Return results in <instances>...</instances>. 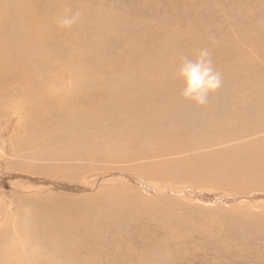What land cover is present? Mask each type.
<instances>
[{
	"label": "bare ground",
	"instance_id": "6f19581e",
	"mask_svg": "<svg viewBox=\"0 0 264 264\" xmlns=\"http://www.w3.org/2000/svg\"><path fill=\"white\" fill-rule=\"evenodd\" d=\"M112 1L70 0L60 5L58 0L57 2L55 0H0V124L5 123L3 132L7 133L11 129L15 130L16 127L19 128L18 125L29 130L31 125L30 116L26 119L20 118L19 122H13L15 125L7 116L11 114L14 121L15 114L18 115V113H24L34 108L37 109V112L33 115L35 117L47 116L52 112V109L58 108L64 114L67 122H78V115L81 111L79 107L75 108V102L79 100L88 101L87 103L84 101L83 104L91 106L87 122L90 121L88 124L97 129L94 134H82L80 129L70 134L66 131L68 126L65 127L66 129L62 126L61 117L53 118L52 123L48 119H42L46 125L59 121L58 129L62 136L59 132H55L53 137L50 130L52 127L48 128L45 134L37 136H34L27 129H22V131L19 128L18 133L13 132V140L10 144L17 148H24V146L27 147V144H29V147H34L49 143L48 158L44 156L42 159L50 160V155H64L62 148L69 141L61 137L77 138L79 147L91 150L92 152L89 154H93L95 159L98 158L104 162H118L124 165L119 171H113L115 168L112 172H109L110 168L106 167L109 170L102 173L101 176L104 175L106 181L112 177V179H123L124 182L141 186L144 191L152 195L157 192H163L162 194L165 195H176L192 191L202 202H214L213 200H207L211 197H205L196 188H191L188 191L185 186H171L174 188H170L169 185L161 183L170 180L166 172L167 177L159 178L162 177V175H159V170L167 169L166 161L172 156L173 158L179 157L178 159L183 157L179 165L177 164L178 167L185 166L187 170L191 168L193 170L194 168L199 184H202V181L206 179V181L213 180L215 185L221 188L230 186L231 188L236 187L235 189H243L248 185L256 186L257 184L263 186L264 0H238L236 5L238 8L237 17L240 22L245 24L243 33L240 35L243 40L255 46V51L240 48L237 46L238 43L235 44L233 41L221 42V31L218 24L222 22V18L228 15L225 13V8V12L220 8L217 17L214 14H209L207 20L200 18L201 14L203 16L210 13L214 8L217 11L219 7L216 5L219 0H212L216 2L215 6L212 5L210 0H202L201 6H194L179 17L175 16L177 8L170 9L167 0H128L130 9L133 10L126 9V11H119L121 4L119 0H115L113 3ZM165 7L167 8V20L164 25H161L160 15ZM252 9L255 11H252ZM257 10L260 13L256 12ZM77 11L81 13L78 23L67 29L58 26L57 18L59 16ZM233 11H236V9ZM220 14L221 16H219ZM231 23L235 26L233 20ZM57 35L60 43L55 45L52 42ZM67 37H69V43L74 47L73 49L80 52L79 57L74 58L77 56V51L69 54L68 58L62 55L63 50L69 48V44H66ZM48 42L51 43L50 46ZM202 47L210 49L213 66L221 74V86L215 92L209 94L205 105L196 106L180 96L183 82L178 76V69L184 58H194L197 50ZM246 51L258 55L254 57ZM85 63L91 67H85ZM61 66L77 69L81 73L79 82L76 83L72 77L74 75L70 73L68 74L70 83L65 81L63 76H66L67 73H56L55 70L56 67L60 68ZM74 72L76 73V71ZM96 76L97 81L94 79ZM69 90L74 92L76 98L71 99ZM78 104L81 105V101ZM83 105H81V108ZM86 105L84 108L87 107ZM84 121L86 120L84 119ZM4 155L5 152L2 151L0 160ZM41 155L40 153V157ZM171 160L176 162L173 159ZM132 161H138L139 165L135 166L137 164L135 162L134 167L130 169L128 163ZM12 164L8 163L6 165L8 168H12V166L16 168L19 165L17 163ZM187 164L190 167H187ZM24 167L26 168V166ZM55 169L54 167H45L40 171L54 173ZM127 171L145 173L144 176L157 171L159 173L158 178L161 180L155 179L157 175L151 179H137L138 177L129 174ZM185 172L187 171L185 170ZM176 173L178 172L172 170L171 176L176 177ZM153 184L157 187L154 188ZM113 192L114 190L112 191L114 195L111 194L110 190L109 194L111 195L106 193L99 198L96 195L98 198L96 201L90 199L91 201L82 203L80 201L73 202V207L83 211L80 214L79 210L71 212L70 216L68 215L70 220L71 217L77 215L71 221H67L65 215L62 214V216L57 217H50L49 214L48 218L47 214L44 213L45 215H43L47 219L43 218L36 223H47L48 226L43 229L45 231L43 234L35 231L34 238H37L42 246L48 245L46 241L52 244L61 240L63 243H69V246L66 250L64 249V252L57 254L51 260V256H47L46 259L47 253L44 255L37 254L35 258L39 260L44 258L43 262L45 264H60L58 261L64 258L62 255L72 250L74 251L72 254L75 261L79 263L78 257L80 254L85 253L88 256L90 253L81 247L77 248L82 241L88 239L93 244L102 245L106 249L107 242L105 241V244L101 242L105 238L107 240L111 238L112 242L107 246L105 252L109 260V263H106L122 264L123 262L125 264L124 260L118 259L121 260L118 261L117 256H124V253L118 255L119 249H123L122 246H124L120 245L119 248V241L122 242L121 239L125 238L127 229L131 234L135 232V242L139 245L143 242H155L152 245L146 244L145 250L142 249L147 256L142 255L141 251V256L136 258L132 256L135 250L132 246V252L129 253L130 255L127 254L134 260L132 259V261L130 258L127 264H154L158 259L157 257L165 252L156 251L157 249L154 248L157 245L159 247L162 245V248L166 250V253L163 254H166L167 257L179 256L187 259L191 256L187 248L186 250L182 249L183 243L179 238H188L192 232L197 234L198 231L201 233L205 231V226L198 225L197 215L194 214L193 217L187 214L183 219L185 212H181V218L176 220L178 213L168 211V204L167 206L165 204V206L155 205L154 199L153 206L149 204L148 199V203L146 201L143 203L146 197L125 193L115 194ZM58 195L60 197L61 194L58 193ZM213 197L218 198V196ZM262 198H264V195ZM67 199L64 200L67 201ZM262 200L260 199V201ZM156 201H159L160 205L163 204L162 199V202L158 199ZM227 201L232 202L235 199L231 197ZM172 205L174 206V204ZM175 208L176 206L174 210H176ZM47 209L49 210L50 206ZM147 209L151 210L149 213L155 216L158 215L162 220L147 221L149 225L138 223L141 222L140 213ZM86 213L92 215L90 217L94 216L95 220H86ZM13 217L11 215L10 218ZM165 217L170 222L178 223L175 230L168 227L164 220ZM17 218L20 217L13 218L14 221H12L13 219L10 220L12 223L17 224L21 220V218L19 220ZM36 220L38 219L36 218ZM36 220H34V226ZM31 221L33 222V220ZM203 221L202 218L201 223ZM261 222L260 220L256 221L257 228ZM29 223L31 222L29 221ZM242 223L240 222L241 225ZM27 224L25 227H27ZM18 225L22 226L21 224ZM169 226H172V223ZM239 226V224L231 225L227 227V230H237ZM17 228L13 229L16 230ZM32 228L34 227L32 226ZM159 229L165 234L162 240L156 236ZM243 229L247 228L242 225L238 230ZM18 230L19 228L15 232H18ZM34 230L32 231L34 232ZM106 232H109V236L107 235L109 238L105 235ZM13 234L16 235V233H12L10 239L13 238ZM17 234L20 236V233ZM252 234L255 235V233ZM22 235L24 236V234L22 233L19 237L21 238L20 241ZM238 235L241 236L239 233ZM129 236L131 239L128 238ZM129 236L127 235L125 240L128 239V242L133 243L132 236L130 234ZM64 238L65 241H63ZM142 238L143 241H141ZM3 239L6 240V238ZM74 239L75 242H73ZM244 240L245 243L251 241L253 243L254 240V248L260 249L258 246L261 245L259 244L262 242L261 238L245 237ZM25 241L23 239V242ZM225 242L230 243L231 240L226 239ZM208 244L209 241H205L203 246L208 248ZM6 246L4 247L6 248ZM7 248H9V245ZM13 248L10 247L9 249L13 250ZM97 250L100 252L98 248ZM97 250L95 249L96 252ZM139 250L135 252L137 253ZM126 252H129V250ZM11 254H13L12 251ZM5 255L7 257V254ZM67 255L69 254L67 253ZM92 255H95V253ZM167 257L164 259H167ZM139 258L141 261L138 260ZM103 259L105 261V258ZM10 260L13 262L12 259ZM92 260L90 259V261ZM0 261V264L6 262L5 260ZM155 264L157 263L155 262ZM161 264L163 263L161 262ZM257 264H264V257H260Z\"/></svg>",
	"mask_w": 264,
	"mask_h": 264
},
{
	"label": "rangeland",
	"instance_id": "374dc122",
	"mask_svg": "<svg viewBox=\"0 0 264 264\" xmlns=\"http://www.w3.org/2000/svg\"><path fill=\"white\" fill-rule=\"evenodd\" d=\"M55 1L57 2V0H55ZM58 1H59V4L62 5L64 3H67V1H70V0H58ZM114 1L115 0H113L112 3ZM119 1L121 3L119 11L120 10L126 11V9L127 10L128 9L133 10V9H130V6H129L130 4H129L128 0L127 1L126 0H119ZM124 2H127V3H124ZM167 2L169 4L168 7L170 9L174 10L175 7L177 8V10L175 11L176 17H179L181 14L185 13L186 11H188L190 8H192L194 6H201L202 5V0H167ZM210 2H212L213 6L216 5V2H214L212 0H210ZM237 4H238V0H221V1L219 0L218 4L216 5L219 7L217 11L215 10L216 8H214V10L211 11L210 13L204 14L203 15L204 17L201 14L200 18L207 20L209 14H214L217 17V13H220V8L223 9V12H225V10H224V8H225L226 9L225 13H227L228 15H227V17L225 16V18H222V22H220L218 24L219 29L221 31V33H220L221 34V39H220L221 42L228 43V42L233 41L235 44L238 43L237 46L240 48H245L247 50L255 51V46L250 44L249 42L243 40L241 35H240L241 33H243V28H244L245 24L240 22L238 17H237V15H238L237 14L238 8L236 6ZM166 9H167L166 7L163 8L161 15H160V17H161V23L160 24L161 25H164L166 20H167ZM235 9H236V11H233ZM252 11H255V10L252 9ZM256 12L260 13L258 10ZM219 16H221V14ZM237 19H238V22H237ZM232 20L234 21L235 26L231 23ZM175 23H176V20H175ZM223 23H225L227 25H224ZM184 39H185V37H184ZM53 40L54 41L52 43H54L55 45H56V43H60V41H58V35H57V37L53 38ZM76 41L79 42L78 39H76ZM77 42H75V43H77ZM63 44H65V43H63ZM66 44H69V48L64 49L62 52V55L64 57L68 58L69 54H72V53L76 52L77 50H74L73 49L74 47L69 43V37H67ZM48 45L50 46L51 43L48 42ZM246 52L248 54L254 56V57H255V55H258L257 53L254 54L253 52H249V51H246ZM76 54H77V56H75L74 58L79 57L78 55L80 54V52L77 51ZM85 67H91V66L89 64L85 63ZM59 69H60V71H59ZM55 70H56V73H59V72L67 73L66 76H63V78L65 77L64 79L68 83H70V79L68 78L69 73L74 75L72 77L76 81V83H78L79 80L81 79V73L77 69L68 68L67 66H61L60 68L56 67ZM61 70H63V71H61ZM74 71H76L77 74ZM47 74H48V72H47ZM94 79H95V81H97V76L94 77ZM70 94H71V99L76 98L74 92L70 91ZM79 101H81V105H83L85 103L84 101H86V103L88 102L87 100H79ZM79 101L75 102L76 103L75 108L79 107L80 111H81L80 115H78V122L77 121L67 122L65 117H64V114L61 113L62 111H60L58 108L52 109V112L50 113L51 115L48 114L47 116L46 115H43V116L41 115L39 117L33 116L34 113L37 112V109L34 108L32 110H30V109L27 110V112L30 115L27 112L18 113V115L15 114L14 115V121L12 120L11 114H9L7 117L10 121H12V124L15 125L13 122H19L20 118L26 119L28 116H30L31 125L29 127L30 128L29 130L26 127H22L20 125H18V127L20 128V130L27 129L28 131L32 132L34 134V136H37L40 134H45L48 131V128H50V127H52V128H50V130H51V134L53 135V137L55 136V134H54L55 132H59V134L61 135V132L58 129V122L59 121L57 123H54L51 125H46V124H44V122L42 120V119H48L49 122L52 123V121H54L53 118H55V117H59V118L61 117L60 119H61L62 126L64 128L66 126H68V127H66L67 129L66 128L65 129L70 134H72L73 131L76 132L78 129H80L82 134H86V133L94 134L97 132V129L94 126L91 127L90 124H88V123H90V121L87 122V120L90 116L89 111L91 109V106H89V104H87V105L85 104L87 107L84 108L85 105H83L81 108V105L78 104ZM39 106H40V104H39ZM81 114L83 117L81 116ZM60 115H63V116H60ZM80 116H81V120H80ZM84 119L86 121H84ZM81 125H83V126H81ZM4 128H5V123L0 124V134L2 133L0 135V157H1V152L2 151L5 152V155L3 156L2 160H0V164H1L0 165V233L4 231L3 233L0 234V236L3 234L1 237L6 238V240H5V239L0 237V250H1L0 254L5 256L4 257V256L0 255V260H3V261L5 260L6 261L5 264H7V263L8 264H45L43 262L44 258H42L41 260L35 258L37 256V254L44 255L45 253H47L46 259H47V256H51L50 257V260H51L57 254L64 252L66 250V248H68V246H69V243H67V242L66 243L64 242L65 243L64 244L63 242H61L62 241L61 240L60 242L58 241L56 243L51 244L49 241L45 240L48 245L42 246L41 242L37 238H34L36 233H38V232L39 233L41 232L42 234L45 233V231L43 229L48 226L47 223H39L38 224L36 222L37 221L40 222L41 219H43V218H46V219H47V217L49 218V214H50V217H57V216H62V215L64 216L65 215V217L67 218V221H71L72 219L76 218V216H77L76 215L74 217H71V220H70L69 216H70L71 212H74L75 210H79V214H80L83 211L82 209H78V208L73 207V202L80 201V203H82L84 201H91V200L96 201V199H98L103 194L107 193L108 195H111L113 190H114L113 193H115V194L125 193V194H135L136 196H140L143 198L146 197L145 200L143 201V203L145 201L147 202V199H148V202H150L149 203L150 205L154 204L153 203L154 199H155V205L158 204L159 206H163L165 204L167 206V204H168V206H167L169 208V209H167L168 211L170 210L171 212H173L175 214L178 213V215H176V220L181 218V214H182L181 212H185V216L183 217V219H185L187 214H190L193 217L195 214L198 216V220H199L198 225L199 226H205L206 229L202 233L198 231L197 234H194L192 232L190 234V237H188V238H186V237H182V238L180 237L179 238L183 243L182 249L186 250V248H187L191 254L190 257H188L187 259L179 257V256H176V257L168 256L167 257V256H165L166 254H163V253H166V250L162 248V245H160V247L157 245V247L154 248L155 250L157 249L156 251H161V252L165 251V252L161 253L159 256L157 254V256H158L157 258L158 259L160 258L159 261H158V259H157V261H155L157 264H161V262L163 264H167V263H170V264H172V263L173 264L174 263L175 264H179V263H182V264H257V261L260 259V257H264V236H263L264 235V231H263V229H264V224H263V222H264V219H263L264 218V200H262V199H264V198H262L264 195V185L263 186H261L260 184H257L256 186L248 185L243 189H241V188L235 189L236 187L231 188L230 186H224L221 188L219 186H216L215 182L213 180L206 181V179H204L202 181V184H199L198 183L199 181L197 179L198 177H196L195 176L196 173H194V168H193V170H192V168L190 170H187L185 168V166L178 167V165L181 162V160L183 159V157L178 159L179 157L173 158V156H172L170 159L168 158V160L166 161V164L168 166L167 169L164 168L165 170L164 169L159 170L160 174L157 173V171H155L156 173L154 172V173H150L148 175L146 174V176H144L145 173L143 174V173L134 172V171H130V172L127 171V172L131 175L134 174V176L138 177L137 179H139V178L151 179V178H154L155 175H157V178H158L159 177L158 174L162 175V177L160 176L159 178H163V176H165V177L168 176V178L170 180L169 181H163V182H161L162 184L169 185L170 188H174V187L179 186V185L181 187L185 186V189H187L188 191L191 188H196L205 197L206 196L211 197L207 200H213L214 202H209V203L202 202L201 199H199L196 194L192 193V191L191 192L189 191V192L184 193V194L178 193L176 195H174V194H166L165 195V194H162L163 192H157L156 194L152 195L151 193L149 194V192L144 191L143 190L144 188H142L141 186L134 185V183L132 184L131 182H124L123 179H121V180L117 179V178L112 179L113 178L112 177L106 181V179L104 178L105 177L104 175H103V177H101L102 173H106V171H108L109 168H110L109 172H112V170L115 168L116 169L113 171H119L121 168L124 167V165L120 164L118 162H113V161L104 162V161L99 160L98 158L95 159V156L93 154H89L90 152H92L91 150H87V149H83V148L79 147V142H78L77 138L61 137V138H64L65 140L69 141V143L62 148L64 150V151H62V153L64 155L63 156L50 155V160H51L50 161L48 159H42L44 156H46L48 158V151H49L48 146L50 147L49 143L39 144V145L34 146V147L32 146L33 148L29 147V144H27V147L24 146V148H17L15 146L11 145L10 143L13 140V132L18 133L19 128L16 127L15 130L11 129L10 132H7V133L3 132ZM40 153L42 154L41 157H40ZM14 155L16 156V158ZM165 159H167V158H165ZM171 159H173L176 162H173ZM135 162L137 163L138 161L129 162L128 167H130V169H132L134 167L133 165ZM8 163H13V164L17 163L19 165L16 168H15V166H12V168H8L6 165ZM137 165H139V163L135 164V166H137ZM24 166H26V168ZM33 166L35 167V169ZM39 167H40V169H39ZM45 167H54L56 169H55L54 173L47 172V171H43V172L40 171V170H43V168H45ZM106 167H109V168H106ZM187 167H190V165L187 164ZM101 168H103V169H101ZM174 168H175V170H174ZM171 169L173 171L178 172V173H176L177 176L174 178L171 176V171H172ZM122 170H128V169H122ZM179 170H181V171H179ZM185 170L187 172H185ZM44 172H46V173H44ZM62 172H63V174H62ZM119 173H124V172H119ZM141 175H143V176H141ZM148 177H150V178H148ZM157 178L155 177L156 180H161V179H159V178L157 179ZM110 179H112V180H110ZM193 179H195V180L193 181ZM104 180H105V182H104ZM100 181H102L103 184H102V182L100 183ZM153 186H154V184H153ZM171 186H174V187H171ZM25 187H26V189H25ZM27 187H29V188H27ZM155 187H157V186H154V188ZM107 189L109 190V192L111 190V194H109ZM117 190L118 191L120 190V191L118 192ZM103 191H104V193H103ZM101 192H102V194H101ZM58 193L61 194L62 196L60 195V197H58L59 196ZM96 195L98 198L96 197ZM112 195H114V194H112ZM142 195H145V196H142ZM213 196H218V198H214ZM225 196H227V197H225ZM230 196L232 198H234L235 201H232V202L227 201L228 199L231 198ZM25 197L27 198V200ZM90 197H92V198H90ZM226 198H228V199H226ZM21 199H23V200H21ZM64 199L65 200L67 199V201H65ZM150 199H151V201H149ZM157 199L160 201L162 199L163 202L162 201L161 202L163 204L160 205L159 201H156ZM164 199H165V201H164ZM166 199H168V200H166ZM260 199L262 201H260ZM33 202H35V203H33ZM67 202H69L70 204ZM172 204H174V206ZM48 206H50L49 210L47 209ZM58 206H60V207H58ZM68 206H69V208H68ZM175 206H176L175 209L177 210V208H178L179 211L174 210ZM71 207H73V208H71ZM19 209H21V210H19ZM30 209H32V210H30ZM63 209L66 211H64ZM68 209L71 211H69ZM30 211H31V213H29ZM15 212H17V213H15ZM149 212H151V210H149V209L141 212L140 213L141 222H138V223L144 224V225L145 224L149 225L147 223V221L151 222V221H161L162 220L158 215H156L157 216L156 217L155 215H153ZM19 213H20V215H19ZM44 213L47 214V217L44 216L45 215ZM17 214H18V216H16ZM11 215L14 216L13 217L14 219L16 217H20L21 220L18 221L17 224L14 222L12 223V221H14V219L12 218L13 219L12 220L10 218ZM32 215L35 218H33ZM39 215H42L43 217L42 216L40 217ZM90 216H92V215L86 213L85 214L86 220L90 219V220L94 221L95 220L94 216L93 217H90ZM147 217H148V219H146ZM20 218H17V220H19ZM36 218L38 220H36ZM202 218L204 219L203 223H201ZM46 219H44V220H46ZM31 220H33V222ZM34 220H36L35 226H34ZM164 220H165V223H167L168 227H170V228L172 227L171 229L175 230L176 224H178V223L170 222L166 217L164 218ZM257 220L262 221L260 223L261 225L260 224L258 225V228L256 226ZM29 221L31 223H29ZM240 222L241 223L243 222L244 224L247 223L245 225L242 223V225L247 229H243V230L239 231L238 229L240 227H242ZM27 223H29V224H27ZM32 223H33V225H32ZM170 223H172V226H169ZM18 224H21L22 226L23 225L24 226L22 227ZM26 224H27V227H25ZM235 224L240 225L237 230H230V231L227 230L228 226L235 225ZM31 225L34 228H32ZM246 225H248V226H246ZM38 226H40V227H38ZM17 227L19 228V230H18V232H15L18 229ZM13 228H17V229L15 230ZM31 229L32 230L35 229L34 232ZM13 230H14V232H13ZM25 230H26V232H25ZM41 230H43V231H41ZM245 230H248V231H245ZM9 231H10V233H9ZM35 231H36V233H35ZM128 231L129 230L127 229L126 234L128 236H129V234L132 236L133 243L131 241L128 242V239L125 240V238L127 236V235H125L124 236L125 238L124 239L122 238L121 241L122 242L126 241L127 243L124 242L122 244V242L119 241V248L122 245H124V246H122L123 247V249L121 248L122 250L119 249V254H118V255H121L124 253V256L123 257L117 256V260L118 259L124 260L126 262L125 264H127V262L130 261L129 260L130 258H131V260L132 259L134 260V258H136L137 256L138 257L141 256V251H142V249H144L146 244L152 245L153 243H155V242H143L141 245H139L135 242V232H134V234L133 233L131 234ZM237 231L242 237L238 235ZM257 231L259 232V234ZM6 232H8V233L6 234ZM250 232L255 233V235L250 233ZM12 233H16V235L13 234V236H12L13 238L10 239ZM17 233H20V236ZM22 233L24 234V236L22 235L23 237H22V240L20 241L21 238H19V237H21ZM63 233H65V232H63ZM108 233L109 232H106L105 235L109 236ZM27 234H29V236H27ZM4 235L7 237H5ZM164 235L165 234L160 229L157 230L156 236L158 239L161 238L160 240H162ZM15 236H16V238H15ZM245 237H247V238L248 237L249 238H261L262 242L259 243L261 245L258 246V247H260V249L257 250L256 248H254V246H253V243H255L254 240H253V243H252V241L250 243H245V240H244ZM27 238H28V240H26ZM128 238L131 239L130 236ZM23 239H24V241L25 240L26 241L23 242ZM32 239H34V240H32ZM226 239L231 240V242L230 243L225 242ZM108 240L105 238V240H102L101 243L105 244V241H106L108 243V244L106 243V245L108 246L112 242L111 238L109 240L110 242ZM14 241H16V242H14ZM63 241H65V238L63 239ZM141 241H143V238L141 239ZM205 241H209V244L207 245L208 248H205L203 246V243ZM73 242H75V239L73 240ZM82 242H81V245L77 246V248L81 247L86 252L89 251L90 253L88 252L89 253L88 256L85 253L80 254V256L78 257L79 263H77V261H75L74 255L72 254V252H74V251L69 250L67 252L69 255H67V253H64L62 255L64 258H62V260L58 261V263H60V264H75V263L76 264H86V262H87V264H90V263L91 264H103V263L107 264V263H109V260L107 259V256L105 253L107 250L106 245H105L106 246V249H105L104 246L101 245L102 246L101 247V246H98L97 244H93L88 239H86L85 241H82ZM13 243H15V244H13ZM60 243H62V244H60ZM86 244H88V245L86 246ZM6 245L7 246L9 245V248L14 247L13 250H10L9 248H7ZM17 245H18V247H17ZM62 245L64 248L62 247ZM4 246H6V248ZM125 246H126V248L124 249ZM127 246H129V248H127ZM132 246L135 249L132 253L133 254L132 256L134 258L129 257V255H130L129 253H131L132 252L131 250L133 249ZM23 247L26 248L25 249L26 253L24 252ZM83 247H85V248H83ZM4 248L7 249L6 252H5ZM18 248H19V250H18ZM97 248L100 250V252H98ZM95 249L97 250V252L95 251ZM127 249L129 250V252H126V251H128ZM120 250H121V252H120ZM136 250H139L140 252L137 251V253H136L135 252ZM155 250H154V253H155ZM8 251H9V253H8ZM11 251L13 254H11ZM143 251H142V255H146V254H144ZM91 252H93V253H91ZM101 252H104V253H101ZM94 253H95V255H92ZM97 253H98V255H97ZM99 253H101V254H99ZM138 253H139V255H137ZM5 254H7V257ZM100 255H102V257H100ZM125 255L126 256L128 255L127 258H125L126 257ZM121 257L124 259H122ZM165 257H167V259H164ZM89 258L93 259V260L90 261ZM103 258H105V261ZM10 259H12V261L14 263L11 262ZM95 260H97L99 262H97ZM102 260H103V262H102ZM121 260H118V261H121ZM138 260H140V258ZM168 260H169V262H168ZM155 262H154V264H155ZM122 264H123V262H122Z\"/></svg>",
	"mask_w": 264,
	"mask_h": 264
},
{
	"label": "clouds",
	"instance_id": "9594fccd",
	"mask_svg": "<svg viewBox=\"0 0 264 264\" xmlns=\"http://www.w3.org/2000/svg\"><path fill=\"white\" fill-rule=\"evenodd\" d=\"M81 13L70 12L57 18L59 27L67 29L78 23ZM178 76L183 82L180 91L182 99L203 106L210 93L221 86V74L213 66L211 52L208 47L197 50L194 58H184L178 69Z\"/></svg>",
	"mask_w": 264,
	"mask_h": 264
}]
</instances>
